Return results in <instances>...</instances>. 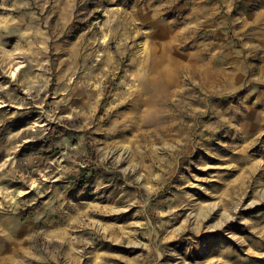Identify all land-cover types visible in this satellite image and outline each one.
I'll use <instances>...</instances> for the list:
<instances>
[{"label": "rangeland", "instance_id": "rangeland-1", "mask_svg": "<svg viewBox=\"0 0 264 264\" xmlns=\"http://www.w3.org/2000/svg\"><path fill=\"white\" fill-rule=\"evenodd\" d=\"M0 214V264H264V0H0Z\"/></svg>", "mask_w": 264, "mask_h": 264}, {"label": "bare ground", "instance_id": "bare-ground-1", "mask_svg": "<svg viewBox=\"0 0 264 264\" xmlns=\"http://www.w3.org/2000/svg\"><path fill=\"white\" fill-rule=\"evenodd\" d=\"M16 74V73H15ZM1 215V214H0Z\"/></svg>", "mask_w": 264, "mask_h": 264}]
</instances>
